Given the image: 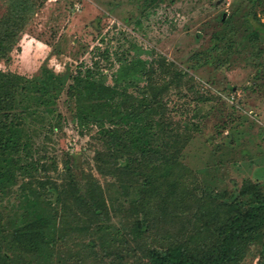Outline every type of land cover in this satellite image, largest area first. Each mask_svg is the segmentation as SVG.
I'll return each mask as SVG.
<instances>
[{
  "label": "rangeland",
  "instance_id": "obj_1",
  "mask_svg": "<svg viewBox=\"0 0 264 264\" xmlns=\"http://www.w3.org/2000/svg\"><path fill=\"white\" fill-rule=\"evenodd\" d=\"M10 3L0 0V18ZM35 3L0 67L51 79L57 98L27 119L28 161L35 165L19 173L13 193L0 195L3 225L18 220L20 185L32 181L57 209L52 264H138L150 249L176 244L186 246L182 264H198L225 243L236 254L231 264H264V224L252 234L236 232L264 198V0ZM139 57L151 65L136 95L163 90L165 131H155L154 146L164 156L128 148L127 133H111L109 123L108 132L81 128L68 95L78 69L91 67L113 84L119 66ZM104 162L111 166L104 169ZM42 177L49 185L41 186ZM54 184L62 187L61 200ZM32 187L27 193H36ZM94 202L103 207L100 215L90 210ZM144 221L137 237L133 229Z\"/></svg>",
  "mask_w": 264,
  "mask_h": 264
},
{
  "label": "trees",
  "instance_id": "obj_2",
  "mask_svg": "<svg viewBox=\"0 0 264 264\" xmlns=\"http://www.w3.org/2000/svg\"><path fill=\"white\" fill-rule=\"evenodd\" d=\"M35 7V0H11L7 12L0 18V61L9 60ZM150 65L149 59L141 57L125 61L119 66L113 84L106 83L91 67L78 69L72 75L68 95L75 101V118L79 126L87 128L94 125L102 132H108L105 124L109 123L112 126L111 133L115 128L127 133L129 139L126 138L125 142L128 148H134L145 157L157 153L164 156L166 150L160 149L161 145L154 146L155 131H165L166 105L161 96L163 90L159 92L151 87L149 93L141 88L136 95L137 90L134 89L144 74L149 75ZM52 87L51 79H30L0 67V195L13 193L14 186L18 185L19 173L29 174L30 168H34L35 162L28 161L32 153L27 119L40 115L42 105L49 106L56 100ZM162 145L166 148L169 141ZM160 155H157L158 160L162 159ZM109 166L104 162V169ZM42 180V187L49 185L47 177H42ZM32 186L36 193H27ZM52 187L57 200H61L62 187L57 184ZM20 188L18 207L23 212L17 217L18 220L10 221L8 227L0 219V264H31L28 255H39L40 264H52L57 242L53 210L57 209L41 197V194L44 196L46 193L45 188L39 191L32 181L20 185ZM50 207L52 211L48 210ZM90 210L96 216L103 212V207L94 202ZM253 218L255 222L249 227ZM263 224L264 198L245 213L236 232L243 230V233L252 234ZM146 228V221L138 222L133 233L139 237ZM3 246L10 250L4 252ZM227 246L228 243H225L219 255L210 256L198 264L233 263L236 254L230 253ZM17 251L20 255L8 257L7 252L14 254ZM145 257L147 260L138 264H182L186 258V246L176 244L162 251L150 249Z\"/></svg>",
  "mask_w": 264,
  "mask_h": 264
},
{
  "label": "water",
  "instance_id": "obj_3",
  "mask_svg": "<svg viewBox=\"0 0 264 264\" xmlns=\"http://www.w3.org/2000/svg\"><path fill=\"white\" fill-rule=\"evenodd\" d=\"M224 18H225V16H224Z\"/></svg>",
  "mask_w": 264,
  "mask_h": 264
}]
</instances>
